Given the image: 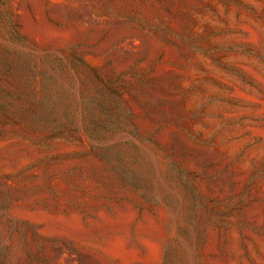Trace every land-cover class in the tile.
Segmentation results:
<instances>
[{
	"label": "rangeland",
	"instance_id": "obj_1",
	"mask_svg": "<svg viewBox=\"0 0 264 264\" xmlns=\"http://www.w3.org/2000/svg\"><path fill=\"white\" fill-rule=\"evenodd\" d=\"M0 264H264V0H0Z\"/></svg>",
	"mask_w": 264,
	"mask_h": 264
}]
</instances>
